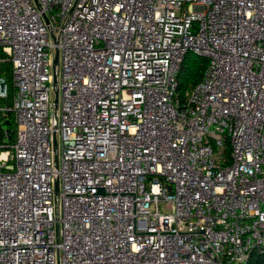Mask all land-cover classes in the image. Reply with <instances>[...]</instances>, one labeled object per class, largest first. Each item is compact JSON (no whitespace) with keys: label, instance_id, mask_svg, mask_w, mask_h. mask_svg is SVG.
Returning a JSON list of instances; mask_svg holds the SVG:
<instances>
[{"label":"built area","instance_id":"2783aa9c","mask_svg":"<svg viewBox=\"0 0 264 264\" xmlns=\"http://www.w3.org/2000/svg\"><path fill=\"white\" fill-rule=\"evenodd\" d=\"M187 52L207 64L179 98ZM2 62L0 264L264 249V0H0Z\"/></svg>","mask_w":264,"mask_h":264},{"label":"trees","instance_id":"16d2710c","mask_svg":"<svg viewBox=\"0 0 264 264\" xmlns=\"http://www.w3.org/2000/svg\"><path fill=\"white\" fill-rule=\"evenodd\" d=\"M206 64L207 60L204 57L197 56L191 52H187L184 55L176 77L177 95L179 98H183L184 93L201 80ZM0 74L5 76L10 84L9 97L6 102L9 104L13 94V88L11 87V72L8 62L0 63ZM3 121H7L9 126L0 127V143L11 145L14 140V122L12 114L6 112ZM8 128L12 132L10 138L5 134ZM244 264H264V249L261 252L252 251Z\"/></svg>","mask_w":264,"mask_h":264},{"label":"water","instance_id":"95a60500","mask_svg":"<svg viewBox=\"0 0 264 264\" xmlns=\"http://www.w3.org/2000/svg\"><path fill=\"white\" fill-rule=\"evenodd\" d=\"M56 62H57V54H55V57H54V64H56ZM53 84L54 85L56 84V79H54ZM56 102H57V94L55 92V94H54V105L55 106H56ZM3 125L4 126H9V123L7 121H4ZM6 133L8 135L7 137L10 138L12 132H11V130L9 128L6 129ZM54 144H55V141H54ZM168 189H170V187H168Z\"/></svg>","mask_w":264,"mask_h":264}]
</instances>
